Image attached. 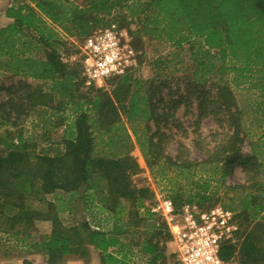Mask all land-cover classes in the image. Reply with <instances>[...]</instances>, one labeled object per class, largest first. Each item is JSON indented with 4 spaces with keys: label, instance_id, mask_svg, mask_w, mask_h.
<instances>
[{
    "label": "trees",
    "instance_id": "trees-1",
    "mask_svg": "<svg viewBox=\"0 0 264 264\" xmlns=\"http://www.w3.org/2000/svg\"><path fill=\"white\" fill-rule=\"evenodd\" d=\"M113 11L131 18L141 36L164 39L178 47L191 43L195 68L187 79L185 101L195 96L202 112L228 116L237 104L231 83L239 86L255 79L261 88L264 122V0L14 3L6 10L11 21L0 27V72L22 79L10 86L0 85V231H14L19 236L22 228L29 231L36 221L50 220V234L30 243L29 250L42 253L48 264L70 255L89 260L92 250L99 253L102 264H139L138 255L144 264H177L175 253H166L172 237L168 225L142 211L146 202L155 201V193L134 183L133 176L141 168L131 154L134 136L149 166L161 160V142L154 141L159 130L150 134V121L159 124L165 114L158 106L164 96L157 94L165 80L160 79L154 88L153 80L134 77L130 71L113 77L119 82L110 92L102 87L84 91L81 63L65 61L61 55V45L67 41L56 28L84 38ZM116 18L107 24L117 23ZM192 40L201 45L195 47ZM212 50H216L214 55ZM230 72L237 74L233 81L227 78ZM46 84H50L48 89ZM208 85L216 90L214 100L207 96ZM3 92L7 97L1 96ZM211 102L219 112L208 111ZM179 103L174 100V107ZM69 108L72 113L67 117ZM34 113L43 126L65 125L62 151L36 150L37 142L23 128V122ZM231 114L236 116H228L235 120L234 132L226 134L204 162L220 168L222 180L234 165L246 176L232 187L238 194L232 203L223 205L236 213L238 231L235 242L225 243L220 255L242 264H264V132L249 140L251 152H244V135L237 121L241 111L236 106ZM218 121L223 122L220 117ZM180 159L169 157L170 165H198ZM59 191L63 194L56 201L46 199ZM81 191L79 199L93 219L67 225L60 213L72 210ZM197 196L201 201L210 198L206 191ZM194 197L183 200L176 190L170 198L180 207L192 203ZM24 264L33 263L25 259Z\"/></svg>",
    "mask_w": 264,
    "mask_h": 264
},
{
    "label": "rangeland",
    "instance_id": "rangeland-1",
    "mask_svg": "<svg viewBox=\"0 0 264 264\" xmlns=\"http://www.w3.org/2000/svg\"><path fill=\"white\" fill-rule=\"evenodd\" d=\"M29 0H0V27L7 25L11 19L7 17L6 10L14 3L22 4ZM85 0H76V3L81 4ZM125 14L120 11H113L112 15L106 18L105 23H99L97 26L107 25V21L111 18L117 17V23L121 29L125 31L124 37L127 38L129 44L133 46L137 54V66L131 72L134 77L142 78L144 80H153L154 88L159 84L160 79H164L163 88L157 92L159 96H164L165 101L159 103L158 106L164 116L160 120L159 124H155L154 120L150 121L151 133L157 132V137L154 141L159 139L160 149L163 153L161 160L157 163L149 166L145 157L143 156L141 149L135 142V137L132 136V140L135 143L132 150V155L136 157L137 162L141 170L133 176V181L138 186H148L155 193V199L160 195L171 197V195L179 190L186 200L189 196H195L192 203H196L203 208H209L214 205H225L232 203V199L238 195L236 191L232 190V187L236 184L244 182L246 179L245 173L239 165H234L228 172L224 180L221 179L220 168L213 164H204L208 155L217 149L218 144L222 142L226 134H232L236 128L235 115H232L235 107L241 111L240 117L237 121L241 126V134L244 135L243 150L249 149V134L257 130L260 123V114L255 112V109L251 104L256 105L259 103L258 92L260 88L255 87V79L247 84L237 86L233 79H236V72H230L227 75L233 83H231L234 93L236 95L237 104L232 106L231 112L224 116L220 110L216 108V103H210L208 111L219 112L218 116L215 114H206L199 108L198 101L195 96L187 99L186 83L188 77L191 76L192 71L195 68V63L191 56L190 46L191 43H184L182 46H176L172 42L165 41L164 39H158L154 37L141 36L137 33V26L131 18L124 19ZM97 21V20H96ZM95 23L90 22V24ZM96 26V27H97ZM62 38H66V43L61 45V55L65 61L73 62L80 55L79 46L82 43L83 38L77 36H69L62 29L56 28ZM196 43L195 47H199L201 44L197 40H192ZM199 41V39H198ZM213 55L216 50H212ZM156 61V62H155ZM217 64H220L217 63ZM82 69V68H81ZM81 76L83 79V90H87L90 87L99 88L102 87L105 91L110 92L118 82L119 78H113L103 83H92L87 85L83 77V71L81 70ZM20 76L11 75L4 71L0 72V85L6 84L10 86L16 83ZM34 84H40L41 81H32ZM238 82V80H237ZM50 84H46L45 88L48 89ZM148 88V87H147ZM207 89L210 91L208 97L214 100L216 90L212 89L209 85ZM147 91V89L145 88ZM258 91V92H256ZM1 96L7 97L5 92L1 93ZM174 100L180 103L175 108ZM50 113V112H49ZM72 113L71 108L65 110V116H70ZM167 114H173L174 116L167 118ZM62 114V112H60ZM37 113L31 114L23 122V128L25 135L33 136V139L37 142L38 152H48L50 154H57L64 149L63 134L65 125L61 124L56 128H49L43 126V122L38 120ZM218 117L223 122L218 121ZM229 119V120H228ZM39 121V122H38ZM127 128L130 130V125L125 121ZM38 125V126H37ZM162 134V136L160 135ZM161 137V138H160ZM169 157L173 160L180 157L181 161L185 162H197L198 165H192L190 168L179 167L170 165ZM206 193L210 196L209 200L201 201V198L197 196L200 193ZM239 192V191H238ZM78 193L77 198L72 203V210H64L60 213L61 218L67 225L80 224L84 221H92L88 211L84 209L79 197L82 195ZM63 192L48 194L46 199L56 201L57 196L62 195ZM188 204V202L182 203L180 207ZM146 209H142L144 211ZM147 211V210H146ZM96 213L99 210L96 209ZM155 219L160 223L167 224L165 218L156 216ZM168 225V224H167ZM52 223L50 220H38L35 225L26 231L22 228L21 235L16 236L13 232L4 233L0 231V249L4 252L15 255L20 259H27L33 264H48L46 258L42 253L30 250L33 241L43 239L51 232ZM169 232L170 234V228ZM28 232V233H27ZM172 236V235H171ZM25 239V240H24ZM174 246L167 242V255L173 254ZM99 253L96 250L91 251L90 260L93 257H98ZM34 257V258H33ZM100 257V256H99ZM98 257V258H99ZM32 258L34 260H32ZM139 264H144V258L141 255L135 257ZM71 259H80L77 255L66 256L63 260L57 264H68ZM83 260V259H80ZM171 260V259H170ZM101 261V259H100ZM36 262V263H34ZM102 263V262H101Z\"/></svg>",
    "mask_w": 264,
    "mask_h": 264
},
{
    "label": "built area",
    "instance_id": "built-area-1",
    "mask_svg": "<svg viewBox=\"0 0 264 264\" xmlns=\"http://www.w3.org/2000/svg\"><path fill=\"white\" fill-rule=\"evenodd\" d=\"M124 34L120 25L112 22L83 38L76 60L81 63L87 85L103 83L135 69L137 54ZM144 209L167 221L177 248V264H242L220 255L225 243L236 240L238 224L233 210L222 205L203 208L196 203L177 207L163 195L146 202Z\"/></svg>",
    "mask_w": 264,
    "mask_h": 264
},
{
    "label": "crops",
    "instance_id": "crops-1",
    "mask_svg": "<svg viewBox=\"0 0 264 264\" xmlns=\"http://www.w3.org/2000/svg\"><path fill=\"white\" fill-rule=\"evenodd\" d=\"M252 80H254V79H251L250 81L252 82ZM263 82H264V80H263ZM253 84H255L256 88H259L258 83L256 86V80H255V82H253ZM259 89H260L259 92L258 91H256V92H258V97H259L260 101L256 105L254 104V106H253V104H251V106L253 107V109H255L256 113L258 112L260 114V123H259L260 128H257V130L253 133V135L249 134L250 135L249 136L250 141H251V139H254V138L261 136L264 132V122H262V119H261V109L263 108L262 107L263 103H262V96H261V88H259ZM248 147H249L248 150H246V151L243 150V151L246 153L251 152L250 142H248ZM263 173H264V171H263ZM170 244H172L174 246V248H173V254H174L177 248H176L175 242L173 241V236L171 237ZM98 257H93L92 260H90V259L89 260L71 259L68 261V264H102L100 261V257L99 258ZM33 258H32V260H34ZM34 263H36V262H34ZM0 264H24V263H23V260L20 259V257H17L15 255L12 256L10 253L4 252L2 249H0Z\"/></svg>",
    "mask_w": 264,
    "mask_h": 264
}]
</instances>
